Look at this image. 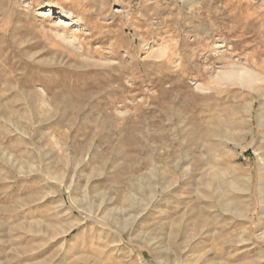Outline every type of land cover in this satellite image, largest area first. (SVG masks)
Returning a JSON list of instances; mask_svg holds the SVG:
<instances>
[{"label": "rangeland", "instance_id": "374dc122", "mask_svg": "<svg viewBox=\"0 0 264 264\" xmlns=\"http://www.w3.org/2000/svg\"><path fill=\"white\" fill-rule=\"evenodd\" d=\"M232 64L264 78V0H0V264H264V82Z\"/></svg>", "mask_w": 264, "mask_h": 264}, {"label": "bare ground", "instance_id": "6f19581e", "mask_svg": "<svg viewBox=\"0 0 264 264\" xmlns=\"http://www.w3.org/2000/svg\"><path fill=\"white\" fill-rule=\"evenodd\" d=\"M23 2H20V5ZM28 9H29V4L24 2L23 10L25 12H27ZM36 15L41 17V18H50V17L52 18L53 17L52 26H51L50 30L55 37L59 38L62 41H70V40L74 39L73 36H71L70 34H67V33H69L67 31L71 26L78 23V19L74 18L70 12L65 11L62 7H57L54 4H50L49 6L38 9ZM234 64H235V62H234ZM234 64H232V65H230V66H228L222 70L220 69L221 71L217 72L214 76L211 77V82L214 83L215 85H221V84H225V83H238L239 85L246 87V88H249V89H255L259 82L260 83L262 81L264 82V78L262 77V75L259 72H256L255 70L251 69L250 67L236 66L237 64L236 65H234ZM256 154L258 156V160H259L258 165L260 167L258 177H257V188H256L257 193H256V195L258 196L259 202L261 204V209L264 212V158L263 157L260 158L261 157L260 153L256 152ZM226 182H227L228 188L231 189V191L232 190L233 191L241 190V191L246 192V191L250 190V176H249V174L247 176L243 177L238 173H234L232 176H230L229 179H226ZM227 207H228V209L229 208H231L232 210L234 209L236 211V213L239 214V216L244 217V216L248 215L247 211H244V210L240 211L238 207H234L233 205L227 204ZM262 228L263 229H262L261 233H259L260 234L259 236L264 237V227H262ZM202 258L203 257H201V258L198 257L197 259H202ZM161 263H162V261H161ZM139 264H146V261L142 260V258H141ZM163 264H165V262H163ZM173 264H178V261H174Z\"/></svg>", "mask_w": 264, "mask_h": 264}]
</instances>
